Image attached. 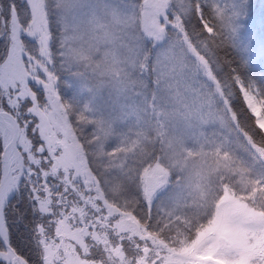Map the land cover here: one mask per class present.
<instances>
[{"label": "rangeland", "instance_id": "rangeland-1", "mask_svg": "<svg viewBox=\"0 0 264 264\" xmlns=\"http://www.w3.org/2000/svg\"><path fill=\"white\" fill-rule=\"evenodd\" d=\"M255 1L264 7V0H250L251 3ZM57 2L62 12L63 30L67 34L69 48L80 52V59H89L94 52H102L104 62L110 65L121 61L115 47L121 35L131 33L137 25L146 33L151 31L154 24L162 27L160 17L169 5L176 6L174 0H159L164 8L158 10L152 7L158 0H135L137 4L147 5L143 12H139L134 7L125 9L121 0ZM104 3L111 6L106 16L105 10L98 6ZM3 11L7 13V5ZM26 31L28 30L22 28L15 16L11 36L7 28H1L2 45L7 47L1 54L2 57L7 56V59L0 64V108L6 110L4 98L7 97V103L12 104L15 110L9 112L18 121V142L24 163V176L19 185L21 188L25 178L28 180L30 202L36 205L33 211L40 216L38 226L35 227L41 234L39 247L43 255L38 262L264 264V259H260L261 253L258 254L259 247H263L264 252V216L246 209H237V202L227 193L221 195V202L215 205V221L193 243L183 238L166 242L146 230L133 215L111 206L90 171L85 152L76 138L77 133L72 129L76 125L84 129L92 128L94 139L90 145L96 149L98 156L105 159V170L115 169L121 172V159L126 153L121 154L112 149L109 154L111 156L104 158L107 144L114 138L115 130L130 122L141 128H152L151 131H154L156 140L162 146L165 167L172 169L182 179L173 183L165 172L146 173L141 180L142 190L146 194L149 187L150 193L155 196L154 200L157 195V208L169 220L187 211L204 214L212 202L220 171L225 174H233L235 171L231 159L219 154L211 155L209 149L205 150L207 144L203 140L202 131L211 126H219L233 138L235 132L228 131L227 128L230 129L236 121L228 100L224 97V87L202 61L199 62L197 74L196 70H190L191 65L186 58L169 50L167 65L170 84L165 87L163 94L146 95L131 68L118 81L108 82L109 78L104 77V82L98 87L95 86L96 80L92 79L91 69L88 70L87 79L75 75L77 71L83 72V67L72 66L70 71L61 70L59 72L64 77L65 85H62L59 76L55 86L57 95L60 96V91L69 89L81 96L86 101V114L91 117L85 123L78 119L73 122L72 112H79L76 107H69L66 97L55 108L44 106V101L38 98L37 88L43 89L45 93L47 90L36 72H30L22 59L26 54L22 43ZM249 36L242 34L240 39L244 40ZM260 37L258 50L262 52L264 39ZM256 41L257 38L254 44ZM251 44L252 42L247 45ZM76 45L78 47H74ZM108 45L111 47H106ZM33 78H36L35 83ZM205 81L212 84L211 89L206 86ZM44 83L47 81L44 80ZM237 95L243 100L245 109L249 111L259 131L264 133V94L242 87ZM30 99L34 112L41 116L39 130L44 137L45 146L55 149L51 153L55 160V174L49 165L43 164L41 155L36 150V141L40 136L26 131L24 122L27 117L24 112ZM232 100L237 101L235 96ZM234 127L237 128L236 125ZM137 136L132 147H138L147 139L143 136V131L141 136ZM188 144L194 147L189 148ZM37 160L41 161L42 167L35 163ZM45 168L49 174L41 184L40 177ZM20 188L15 191V197L19 195L16 193L20 192ZM34 189L40 200L44 201V208L39 206ZM257 259L262 262L257 263Z\"/></svg>", "mask_w": 264, "mask_h": 264}, {"label": "trees", "instance_id": "trees-1", "mask_svg": "<svg viewBox=\"0 0 264 264\" xmlns=\"http://www.w3.org/2000/svg\"><path fill=\"white\" fill-rule=\"evenodd\" d=\"M2 2L7 5V0ZM224 2L230 3V0H224ZM20 6L18 4V7ZM18 20L22 28L25 29L23 27V16ZM184 23L188 27L190 35L195 21L189 18ZM242 34L250 35L242 40L243 47L238 50L228 47L225 49V54L229 59L234 60L236 65H240L239 70L243 73L245 80H251L260 89H264V51L260 52L258 50L260 36L264 39V7H261L256 1L251 3L250 15L244 22ZM256 38L257 41L254 44ZM1 39L0 35V58H2V51L7 48L2 45ZM251 42L252 47L247 45ZM22 43L25 53L35 52L34 45L25 35L22 37ZM262 47L264 48V44ZM35 63V60H33L26 65L30 72L33 71ZM208 69L212 76L219 77L217 80L224 87V97L228 100L229 108L234 113L236 123L233 125H236L237 128H233V125L230 126V129L227 128L228 131L235 132L233 138L227 131L221 130L219 126H211L202 131L203 140L207 144L204 143L206 145L205 150L209 149L210 154L213 153L215 156L219 154L221 157L225 156L227 159H231L235 171L233 174H225L220 171L216 180V190L212 196V202L204 214L187 211L179 214L177 218L169 220L157 208V202L159 201L157 195L155 194L156 198L154 200L155 196L150 193L151 189L149 187V192L147 191L146 194L142 190L141 180L146 173L148 175L165 172L166 177L173 183L182 179L172 169L165 167L162 146L156 140L154 131H151L152 128L150 130L149 127L143 126L142 130L140 126L130 122L120 125L115 130L114 138L107 144V154L104 158L111 156L109 154L112 149L118 150L121 154L126 153V156L121 159L123 170L119 172L115 169L105 170V159L98 156L96 149L93 145H90L94 139L92 128L84 129L80 125L72 127L74 133L75 131L77 133L78 143L85 152L89 169L98 181L100 189L104 192L106 201L121 212L124 211L133 215L146 230L166 242L178 240V238H183L189 243L195 242L199 234L203 233L204 229L215 221L213 220L215 219V205H219L221 202L220 196L224 193H227L237 202V209L248 210L254 214L264 216V136L259 131L249 111L245 109L244 102L235 92V88L229 89L226 87L228 81L225 79V72L216 74L213 68L208 67ZM226 69L227 65H225ZM58 75L61 77L64 86V77L60 72H58ZM42 76L43 73H40V77ZM36 93L39 98L40 92L36 91ZM234 96L237 101L232 100ZM60 97L63 99L66 97L67 103L71 107H76L79 114L82 113L86 117L85 122L91 118L86 114V101L81 96L66 89L60 91ZM79 114L77 113V115ZM142 131L143 136L147 139L138 147H132L134 140L138 138L137 135L140 134L141 136ZM188 146L189 148L194 147L191 144H188ZM257 151L260 153H257ZM21 185L19 195L10 202L11 205L9 204L10 208L6 215L13 247L26 260L27 264H39V262L43 264L41 261L38 262L43 254L39 247L41 234L35 227L38 226L40 216H37L33 211L35 204L32 205V202H30L31 193L28 180L25 178L24 184ZM258 250V254L261 253L260 259H264L263 247H259ZM258 262L260 263L262 260L257 259Z\"/></svg>", "mask_w": 264, "mask_h": 264}, {"label": "snow or ice", "instance_id": "snow-or-ice-1", "mask_svg": "<svg viewBox=\"0 0 264 264\" xmlns=\"http://www.w3.org/2000/svg\"><path fill=\"white\" fill-rule=\"evenodd\" d=\"M174 3L176 6L169 5L160 17L159 23L162 27L154 24L151 31L146 33L137 25L131 33L119 37L115 47L121 61L114 65L104 62L102 52H94L89 59H80L81 53L69 48V43L66 41L67 34L63 30L62 12L59 10L60 5L57 0H7L6 14L3 11L5 4L0 2V27L7 28L11 36L14 16L15 18L23 16V27L28 30L24 35L31 40L35 52H27L22 59L26 65L35 60L33 71L37 73V77L43 73L40 79L47 92L45 93L41 88H37L36 91L40 92L39 99L44 101V106L55 108L57 103L62 104V97L57 95L58 90L55 87L59 81L58 72L65 69L70 71L72 66L83 67L84 71H77L75 75L85 79L88 78L87 73L91 69L92 79L96 80L97 87L104 82V77L109 78L108 82L118 81L119 77L127 75L131 68L146 95L163 94L165 87L170 84L167 65L169 50H174L186 58L191 65L190 70H196L197 74L200 61L216 72H225V79L228 81L226 87L229 89L234 87L237 94L242 87L264 93V89H260L255 82L245 80L239 70L240 65H236L235 61L225 54V49L228 47L235 50L243 47L240 38L244 30V22L250 15V0H231V3H225L224 0H187V3L186 0H174ZM18 4L21 6L18 7ZM121 4L125 9L134 7L139 12H143L147 6L146 3H135V0H121ZM98 6L105 10V16L111 7L106 3ZM152 7L160 10L164 5L158 0ZM189 18L195 21L190 35L184 23ZM165 33L167 35H164ZM6 59L7 56L0 58V64ZM225 65H227L226 70ZM35 79L33 78V83ZM44 80L47 81L46 84ZM205 84L211 89L210 82L205 81ZM7 99L4 98L6 110L14 112L12 104L7 103ZM24 115L27 117L24 122L26 131L40 136L36 141V150L40 153L43 164L49 165L52 173L55 174V160L51 156L55 149L45 146L44 137L39 130L41 116L34 112L31 99L25 105ZM71 118L73 122L77 119L81 122L86 121L82 113L77 115L75 111L72 112ZM4 152L5 144L0 138V155ZM35 163L42 167L40 160ZM48 174L49 171L45 168L40 177L41 184ZM34 195L39 206L44 208V201L36 195L35 189ZM5 229L4 233H0V240L3 241L0 246V264H27L9 242L7 222Z\"/></svg>", "mask_w": 264, "mask_h": 264}, {"label": "water", "instance_id": "water-1", "mask_svg": "<svg viewBox=\"0 0 264 264\" xmlns=\"http://www.w3.org/2000/svg\"><path fill=\"white\" fill-rule=\"evenodd\" d=\"M0 138L5 140V135L7 132L10 134V138L5 144V152L0 157V233H4L5 222H7V234L9 237V242L13 247L12 239L10 236V228H8V220L6 213L8 211L9 202L15 197V191L19 190L20 183L23 180L24 163L23 155L19 148V136L20 131L18 127V121L14 117L13 113L0 108ZM11 153V160L8 161V166L5 168V162L8 155ZM16 177V181H15ZM12 187L13 191L6 194L4 191L5 187ZM3 243L2 240H0ZM14 248V247H13ZM16 251V250H15Z\"/></svg>", "mask_w": 264, "mask_h": 264}, {"label": "bare ground", "instance_id": "bare-ground-1", "mask_svg": "<svg viewBox=\"0 0 264 264\" xmlns=\"http://www.w3.org/2000/svg\"><path fill=\"white\" fill-rule=\"evenodd\" d=\"M21 127V126H20ZM0 134H1V129H0ZM9 138H10V134H9V132H7L6 133V135H5V142H7L8 140H9ZM21 152V151H20ZM10 160H11V153L8 155V157H7V160H6V162H5V168L8 166V161L10 162ZM15 181H16V177H15ZM4 191L6 192V194H9L11 191H13V188L12 187H8V186H6L5 187V189H4ZM11 205V204H10ZM1 242V241H0ZM26 261V260H25Z\"/></svg>", "mask_w": 264, "mask_h": 264}]
</instances>
